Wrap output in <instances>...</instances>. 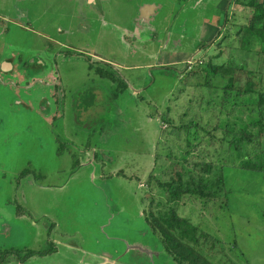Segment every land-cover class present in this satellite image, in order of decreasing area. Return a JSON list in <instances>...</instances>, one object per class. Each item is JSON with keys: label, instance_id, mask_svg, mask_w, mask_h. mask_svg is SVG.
I'll return each mask as SVG.
<instances>
[{"label": "rangeland", "instance_id": "374dc122", "mask_svg": "<svg viewBox=\"0 0 264 264\" xmlns=\"http://www.w3.org/2000/svg\"><path fill=\"white\" fill-rule=\"evenodd\" d=\"M154 1L165 4L158 20L167 16L139 35V5ZM102 7L101 15L73 0H0V63L13 54L16 69L34 80L0 73V264H174L146 219L165 208L150 172L185 148L161 114L178 120L185 112L194 91L187 84L179 95L181 79L218 52L197 47L215 41L225 13H250L232 0ZM231 55L264 73V55ZM197 150L217 157L206 144ZM252 155L222 156L224 206L219 199L204 210L197 200L178 207L210 235L202 247L217 254L214 263L264 264V171L249 166L257 167ZM212 238L226 254L210 248ZM10 250L19 253L2 262ZM29 250L37 253L26 258Z\"/></svg>", "mask_w": 264, "mask_h": 264}, {"label": "trees", "instance_id": "16d2710c", "mask_svg": "<svg viewBox=\"0 0 264 264\" xmlns=\"http://www.w3.org/2000/svg\"><path fill=\"white\" fill-rule=\"evenodd\" d=\"M232 3L244 7L250 15L244 13L239 17L243 21L239 22L235 12L225 13L215 41L199 46L207 45L208 49L213 45L218 52L209 51L191 63L181 79L179 95L187 84L194 91L185 112L178 120L166 112L161 114L162 122L168 124V133L183 139L185 148L176 155L172 151L166 153V162L150 172L148 182L164 193L165 208L151 212L146 219L160 248L174 264H217L213 262L217 254L206 256L203 249L210 235L181 216L178 207L191 200L199 201L203 210L219 199H222L220 207L227 203L223 157L234 152L240 158L253 154L257 167H253L252 161L249 166L264 171V73L259 66L251 69L244 58L237 60L231 55L233 50L258 58L264 55V0H232ZM224 49L229 51V57L222 59ZM205 144L213 147L216 158L197 150ZM209 243L212 249L221 246L220 252L226 254L215 238L209 239ZM231 249L230 246L228 250ZM16 252L7 251L1 261ZM36 253L29 250L26 258Z\"/></svg>", "mask_w": 264, "mask_h": 264}, {"label": "flooded vegetation", "instance_id": "af4514ba", "mask_svg": "<svg viewBox=\"0 0 264 264\" xmlns=\"http://www.w3.org/2000/svg\"><path fill=\"white\" fill-rule=\"evenodd\" d=\"M73 1L79 2L81 4H84V3L90 4L88 2V0H81V1L73 0ZM110 1L111 0H99V2H97L98 4L93 5L95 8H93L92 10L97 8L99 10L98 11L99 14L101 13V15H102V12L104 10V9H102L103 8L102 4L104 2H110ZM139 8H141V4L139 5ZM82 11L85 13V9H83ZM159 16L160 15H158V17ZM166 16L167 15L165 14V17H160L159 20H158L157 16H154L152 14L149 17H144L142 15V12H141V9H140L138 14H137V16H136V18H135L136 21H137V25L140 27V30L137 31L138 34L139 35L143 34V31H144L145 28L151 29L150 31H152L153 28L156 29V27L153 26V23H155V22L162 23V21L166 18ZM160 26H162V24H160ZM165 29H166V27H165ZM166 31H167V29H166ZM166 31H164V36H165V34H167ZM153 35L154 34L149 35L150 39L153 38ZM169 38H170V36H169ZM174 46L175 47H179V46H181V43L180 44H176L175 43ZM197 49H202V47H199V48L197 47ZM11 57H12L11 59H5L4 61H2L0 63V73H8V74H11L13 77H16V78H21V79L25 78L24 80L26 81V85H28V86L31 85V84H34L33 83V81H34L33 79L30 81V79L25 77L26 76L25 74H23L21 71L16 69V66H15L16 60L14 59L13 54H11ZM48 75H49V73H48ZM51 77H52V74L49 75V78L51 79L50 80L51 82L49 83V82L46 81V83H49V84H52V85H58V83H56V82H58L57 78H54V77L51 78ZM52 80H54V81H52Z\"/></svg>", "mask_w": 264, "mask_h": 264}, {"label": "crops", "instance_id": "0c3cea01", "mask_svg": "<svg viewBox=\"0 0 264 264\" xmlns=\"http://www.w3.org/2000/svg\"><path fill=\"white\" fill-rule=\"evenodd\" d=\"M88 2L91 4V5H96L98 4L97 2H99V0H88ZM198 2L202 3L203 0H198ZM165 8V4L163 5L162 2H156L154 1L153 3H145L140 9H141V12H142V15L144 17H149L151 14L154 15V16H157L160 14L161 10ZM170 36V35H169ZM170 39V38H169ZM168 39V40H169ZM176 40L180 41V39H173L174 41V44L176 43ZM179 43H182L181 41ZM168 44V43H166ZM109 254H107L106 256V261H108L110 258V256H108Z\"/></svg>", "mask_w": 264, "mask_h": 264}]
</instances>
